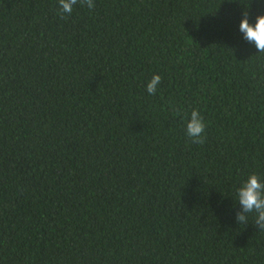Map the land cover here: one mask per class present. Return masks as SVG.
I'll list each match as a JSON object with an SVG mask.
<instances>
[{
    "label": "trees",
    "instance_id": "16d2710c",
    "mask_svg": "<svg viewBox=\"0 0 264 264\" xmlns=\"http://www.w3.org/2000/svg\"><path fill=\"white\" fill-rule=\"evenodd\" d=\"M94 3L0 0V264H264V0Z\"/></svg>",
    "mask_w": 264,
    "mask_h": 264
},
{
    "label": "clouds",
    "instance_id": "9594fccd",
    "mask_svg": "<svg viewBox=\"0 0 264 264\" xmlns=\"http://www.w3.org/2000/svg\"><path fill=\"white\" fill-rule=\"evenodd\" d=\"M58 4L61 18L70 16L77 4L89 9L95 7L94 0H58ZM242 17L239 30L243 33L244 39L253 44L259 53H264V15H258L254 25L249 23L247 10L242 13ZM161 82L162 77L154 74L146 84L147 93L154 95ZM186 119V136L194 144L205 143L206 123L200 111L193 109ZM236 199L240 205V210L236 213L237 222L247 224L249 214H255V225L264 231V179L255 172L249 174L237 189Z\"/></svg>",
    "mask_w": 264,
    "mask_h": 264
}]
</instances>
